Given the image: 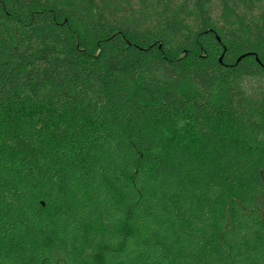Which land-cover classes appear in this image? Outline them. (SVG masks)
<instances>
[{
  "label": "trees",
  "instance_id": "16d2710c",
  "mask_svg": "<svg viewBox=\"0 0 264 264\" xmlns=\"http://www.w3.org/2000/svg\"><path fill=\"white\" fill-rule=\"evenodd\" d=\"M0 264H264V0H0Z\"/></svg>",
  "mask_w": 264,
  "mask_h": 264
}]
</instances>
